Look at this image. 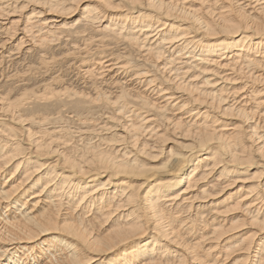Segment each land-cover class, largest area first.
Masks as SVG:
<instances>
[{"label": "bare ground", "instance_id": "6f19581e", "mask_svg": "<svg viewBox=\"0 0 264 264\" xmlns=\"http://www.w3.org/2000/svg\"><path fill=\"white\" fill-rule=\"evenodd\" d=\"M0 264H264V0H0Z\"/></svg>", "mask_w": 264, "mask_h": 264}]
</instances>
